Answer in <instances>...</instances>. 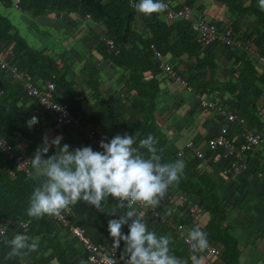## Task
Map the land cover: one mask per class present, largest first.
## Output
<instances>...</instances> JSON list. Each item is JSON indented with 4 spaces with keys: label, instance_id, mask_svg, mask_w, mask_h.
I'll return each mask as SVG.
<instances>
[{
    "label": "trees",
    "instance_id": "trees-1",
    "mask_svg": "<svg viewBox=\"0 0 264 264\" xmlns=\"http://www.w3.org/2000/svg\"><path fill=\"white\" fill-rule=\"evenodd\" d=\"M137 3L0 0V60L10 65L7 69L0 65V138L32 158L46 137L49 141L62 137L61 145H69L70 150L91 146L98 151L99 137L110 141L128 134L135 136L139 147L140 139L152 135L162 163L182 160L185 167L160 206L154 211L135 206L137 213L158 236L171 235V253L187 264H192L189 245L169 224L182 223L189 229L198 226L208 234L209 242L222 254L197 253L202 264H245L242 237L237 234L242 222L229 215L239 208L236 197L246 195L244 184L240 174L224 172L229 159L223 151L209 149L208 141L218 133L224 118L201 100L237 107L238 128L246 125L261 132L263 142L245 157L248 171L264 176V66L257 55H264V10L259 0H173L174 9L189 5L193 17L215 24L221 33L231 28L240 41L235 46L216 41L203 47L189 21L167 19L164 11L139 13ZM154 49L190 87L176 83L173 75L159 67ZM16 66L41 88L52 80L55 99L67 105L80 124L65 125L46 113L14 78L12 68ZM32 116L39 122L29 127ZM188 142L204 157L187 149ZM140 150L148 155L146 149ZM56 151L51 146L45 158ZM31 171L30 175L17 171L0 149V224L5 228L0 234V264H92L68 226L51 215L39 219L27 215L30 197L40 183L32 166ZM180 194L198 202L203 211L190 212ZM117 204L110 196L100 211L80 201L68 206V219L90 226L92 240L105 248L113 243L108 221L127 211L117 209L116 215H110ZM122 232L128 234V225ZM16 234L37 238L38 250H24L7 259L8 241ZM124 248L121 241L122 253Z\"/></svg>",
    "mask_w": 264,
    "mask_h": 264
},
{
    "label": "clouds",
    "instance_id": "clouds-1",
    "mask_svg": "<svg viewBox=\"0 0 264 264\" xmlns=\"http://www.w3.org/2000/svg\"><path fill=\"white\" fill-rule=\"evenodd\" d=\"M259 6L264 10V0H259ZM135 7L143 14L162 13L166 9L163 0H139ZM38 122V117L32 116L28 125L32 127ZM61 140L59 136L50 141L46 137L31 158L34 178L40 183L30 197L29 217L59 216L69 205L80 201L103 211L102 202L111 196L118 204L110 215H116L117 209H127L118 219L108 221L113 249H119L121 241L125 242V264H187L171 253V235L158 236L135 208L138 203L152 208L160 206L168 188L181 178L185 167L182 160L162 163L155 146L157 141L150 134L139 140V147L135 146V136L128 134L114 136L108 142L102 139L103 151L93 150L91 146L70 150L69 145H61ZM53 145L57 151L45 158ZM140 149H146L148 155ZM124 225H128V234L122 232ZM186 243L192 264H202L203 258L197 253L208 248V234L198 226L193 227L188 230ZM8 244L10 251L6 258L11 259L24 250L37 251L39 240L16 234Z\"/></svg>",
    "mask_w": 264,
    "mask_h": 264
},
{
    "label": "built area",
    "instance_id": "built-area-1",
    "mask_svg": "<svg viewBox=\"0 0 264 264\" xmlns=\"http://www.w3.org/2000/svg\"><path fill=\"white\" fill-rule=\"evenodd\" d=\"M163 2L166 5V9L164 11L165 17L167 19L182 18L189 21L191 28L198 33L199 42L203 47H207L216 41H220L228 46L240 44V41L235 40V33L231 28L227 29L224 33H221L215 24L210 23L204 18L193 17L191 6L184 5L180 9H174L172 5L173 0H163ZM131 3H133V0H131ZM87 17L89 18L90 16L88 15ZM247 46L248 44L246 47ZM154 54L159 62V67L173 75L176 83L190 87L188 80L179 75L169 63L164 61V55L160 51L154 49ZM257 55L264 64V55L261 53H258ZM0 65L2 69H7L10 66L8 61L2 60H0ZM12 71L14 72V77L21 82L22 86L30 95L34 96L38 100L41 108L46 113L55 115L57 120L65 125L75 124L78 126L80 124V121L77 120L70 108L55 99L56 87L52 80H46L41 88L35 85V83L29 78L23 76L17 66L13 67ZM201 104L205 107H210L211 109L216 110L217 113L224 118L218 133L208 141L209 149L213 151L221 149L224 156L229 159L228 166L224 169L225 173L234 172L236 174H241L247 168L245 153L247 151L254 150L263 142L261 133L246 125L243 126L238 133L234 131V125L240 121L238 109L235 106L222 107L217 105L212 100L205 99L201 100ZM89 135L94 136L93 133H90ZM102 139L104 138H97V144L99 145L98 151H103V149L100 148V142ZM105 142L108 141L105 140ZM186 148L193 150L198 157H204V153L197 150L192 142H188L186 144ZM0 149L6 154L8 159L15 163L17 171H24L28 175L32 174L31 157L20 153L14 145L5 138H0ZM183 152L184 151L181 150L179 154H182ZM169 197H171V195ZM179 198L182 201V204L187 206L190 212L199 214L203 211L198 202L189 199L183 194H180ZM136 206L151 208L153 211L155 210V208L148 207L142 203H138ZM69 213L70 208L68 207L63 210L59 216H54V218L56 221L68 226L70 231H72V233L82 243L83 250L86 252L87 259L90 263L125 264L126 258H123V253L120 248L114 250L113 243L109 244L105 248H101L89 235L91 227L73 224V222L68 219ZM169 225L176 228L179 231V236L186 242L188 233L186 226L182 223L178 225ZM23 226H26V224H23ZM4 233L5 228L0 224V234ZM206 250L211 255L220 256L221 254L220 250L210 242Z\"/></svg>",
    "mask_w": 264,
    "mask_h": 264
},
{
    "label": "crops",
    "instance_id": "crops-1",
    "mask_svg": "<svg viewBox=\"0 0 264 264\" xmlns=\"http://www.w3.org/2000/svg\"><path fill=\"white\" fill-rule=\"evenodd\" d=\"M79 68L80 67H77V69ZM219 75L222 76L220 70ZM217 115L221 119L223 118L218 113ZM240 129L241 128H238V123H236L234 125V131L238 133ZM252 129L259 132L255 128ZM221 164L222 161H219L217 165ZM213 165H216V163ZM240 176L245 188L244 189L242 187V190L246 193V195L236 197V204L239 205V208L238 210L237 208L233 210L234 213L232 214L230 212L229 215L231 218L233 217L232 219L239 218V221L242 222V224L237 227V234L242 238H240L237 234L236 235L238 240L240 238V241L244 247L243 255H246L245 264H264V176L253 174L248 171V168L245 169V171H243ZM147 209L152 211L151 208ZM186 228L189 230L188 227Z\"/></svg>",
    "mask_w": 264,
    "mask_h": 264
}]
</instances>
